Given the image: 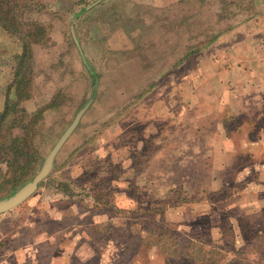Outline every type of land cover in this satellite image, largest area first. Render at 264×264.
Instances as JSON below:
<instances>
[{
  "label": "rangeland",
  "instance_id": "obj_1",
  "mask_svg": "<svg viewBox=\"0 0 264 264\" xmlns=\"http://www.w3.org/2000/svg\"><path fill=\"white\" fill-rule=\"evenodd\" d=\"M6 1L4 8L15 6L19 20L46 24L52 18L49 0ZM71 1L62 0L69 7ZM83 1L91 0H74ZM210 6L200 13L192 36L211 23L215 4ZM60 11L64 13V8ZM1 44H7L0 42L4 63L6 47ZM50 52L39 51L41 73L48 68V56L55 57ZM71 53L67 51V55ZM11 64L13 59L6 60L7 68L0 70V108L4 85L12 78ZM59 72L53 68L50 75L35 73L30 97L19 104L24 112L10 114L0 126V199L33 178L89 97L91 86L87 93L69 88L66 94L71 98L65 96L60 107L49 106L55 87L51 84L59 83ZM150 87L137 91L132 99L123 89L119 95L118 90L117 96L124 100L118 106H114L112 91L89 109L36 190L0 214V262L4 258L9 264H264V187L257 189L252 172L240 179V164L245 161L241 155L217 173L221 187H201L200 182L209 181V172L194 167L207 164L209 156L197 155L193 149L178 153L181 143L168 141L165 135L167 127L174 131L176 125L165 120L128 122L143 113L136 106L156 86ZM40 108L43 117L33 122L30 115ZM228 117L226 131L234 132L241 118ZM204 125L180 126L192 141L194 134H202ZM21 132L35 146L36 155L28 169L20 173L19 167L14 173L24 162L20 159L11 166L9 144L13 135ZM254 135L255 131L251 132V138ZM233 136L240 142V134ZM18 173L22 177L14 183L12 177ZM145 173L151 174V185L144 184ZM162 174L160 184L157 180Z\"/></svg>",
  "mask_w": 264,
  "mask_h": 264
},
{
  "label": "crops",
  "instance_id": "obj_2",
  "mask_svg": "<svg viewBox=\"0 0 264 264\" xmlns=\"http://www.w3.org/2000/svg\"><path fill=\"white\" fill-rule=\"evenodd\" d=\"M74 3L71 1L69 7L62 0H49L52 18L46 24L36 21L45 28L44 41L32 45L33 78L40 72L39 51L55 54L48 56V68L39 74L50 75L53 68L60 71L59 83L51 84L55 87L49 106L60 107L65 96L70 97L66 94L69 88L87 93L91 86L85 103L80 105V98L75 97L79 107L87 102L88 105L73 131L89 109L99 105L108 93L114 92L110 96L114 97V106H118L124 101L117 96L118 90L119 95L123 89L132 99L137 91L158 86L136 106L143 113L128 122L165 120L176 125L174 131L167 127L165 135L168 141L177 139L181 143L178 153L193 149L197 155L209 156L207 164L194 167L199 172H209V181L200 182L201 187H221L217 173L225 171L240 155L245 159L240 164V179L252 172L257 189L264 187V0ZM211 3L215 4L211 23L192 36L200 13L207 7L211 9ZM214 34L218 35L202 48ZM0 42L7 44H1L6 47L1 70L7 68L6 60L13 59L20 46L15 37L1 30ZM68 50H72L70 56ZM228 115L241 118L234 132L226 131ZM198 122L205 123V129L189 141V134L180 125ZM234 134L241 135L240 142H235ZM161 170L165 172L166 168ZM150 175L145 173V185L153 182ZM163 180L162 174L157 181L162 184ZM3 259L0 264L10 263Z\"/></svg>",
  "mask_w": 264,
  "mask_h": 264
},
{
  "label": "trees",
  "instance_id": "obj_3",
  "mask_svg": "<svg viewBox=\"0 0 264 264\" xmlns=\"http://www.w3.org/2000/svg\"><path fill=\"white\" fill-rule=\"evenodd\" d=\"M4 2L7 1L0 0V30L17 39L20 51L13 58L12 78L4 86V95L0 108V126L10 114L16 111L24 112L22 107L19 108V104L30 97V88L34 74L32 45L43 42L45 37V28L41 24L35 21L25 22L19 20L14 9L15 6L4 8ZM25 25L27 28H25ZM216 35L218 34H214L209 41L203 43L202 48L209 45L216 38ZM30 117H33V122H36V119L43 117L42 109H37ZM39 119L38 121H40ZM21 129H23V126H21ZM27 133H29L28 129L26 130ZM9 147L11 149H8L13 151L12 159L9 160L11 166L13 167L20 159L24 162L16 166L17 168H14V173H16L19 167L21 169L20 173H23L22 169H28L29 164L34 161L36 155L35 146L32 142L27 141L25 132H21V134L13 135ZM19 175L18 173L12 177L14 183L20 181L22 176L19 177Z\"/></svg>",
  "mask_w": 264,
  "mask_h": 264
},
{
  "label": "water",
  "instance_id": "obj_4",
  "mask_svg": "<svg viewBox=\"0 0 264 264\" xmlns=\"http://www.w3.org/2000/svg\"><path fill=\"white\" fill-rule=\"evenodd\" d=\"M87 105L88 102L77 110L69 125L66 127V129L63 131V133L60 135V137L57 139L55 144L45 156L39 170L33 176V178L7 197L0 199V214L11 210L12 208L22 203L25 199H27L36 190L38 183L49 174L52 169L56 154L63 146L67 138L70 136V134L73 132L74 128L80 120V117L86 110Z\"/></svg>",
  "mask_w": 264,
  "mask_h": 264
}]
</instances>
